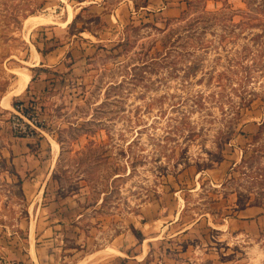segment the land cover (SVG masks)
<instances>
[{"label":"rangeland","instance_id":"obj_1","mask_svg":"<svg viewBox=\"0 0 264 264\" xmlns=\"http://www.w3.org/2000/svg\"><path fill=\"white\" fill-rule=\"evenodd\" d=\"M205 1L0 0V264H264V0Z\"/></svg>","mask_w":264,"mask_h":264},{"label":"built area","instance_id":"obj_2","mask_svg":"<svg viewBox=\"0 0 264 264\" xmlns=\"http://www.w3.org/2000/svg\"><path fill=\"white\" fill-rule=\"evenodd\" d=\"M10 128L15 136L34 139L41 133V124L36 113H29L23 102L13 106Z\"/></svg>","mask_w":264,"mask_h":264},{"label":"bare ground","instance_id":"obj_3","mask_svg":"<svg viewBox=\"0 0 264 264\" xmlns=\"http://www.w3.org/2000/svg\"><path fill=\"white\" fill-rule=\"evenodd\" d=\"M72 20V15L69 14L67 20L65 21V23L63 25H67L70 23V21ZM49 20L48 19H45V18H42V17H34V16H30L28 18H26L24 20V24L26 27H29L30 28H33V27H36V26H39V25H43L45 23H48ZM33 53H35V58H33V61L32 62H29V61H26L24 64H26L27 66H36L37 64V61H38V54L37 52H35V50L33 49ZM31 56H32V53H31ZM32 58V57H31ZM32 60V59H31ZM18 71V69H17ZM21 72L18 73L19 75V84H18V87L16 88V90L14 92H11V94H19L21 92H23L28 84V82H30V75L27 74V73H23L22 70H20ZM27 72V71H26ZM8 98L7 97H4L2 99V104L5 105L6 108H9V105H8V102H7ZM4 107V106H3Z\"/></svg>","mask_w":264,"mask_h":264},{"label":"crops","instance_id":"obj_4","mask_svg":"<svg viewBox=\"0 0 264 264\" xmlns=\"http://www.w3.org/2000/svg\"><path fill=\"white\" fill-rule=\"evenodd\" d=\"M159 1H160V3L156 2V5L161 4L162 6L160 7V9L164 13H166V15H172V16H175L176 13L179 12L183 8L184 3H185L184 2L185 0H159ZM227 1H230V0H227ZM205 2H206L205 8L209 9V7H210V8H214L215 9V8H217L219 6L220 0H206ZM148 7H151V5H148ZM147 10H149V8H147ZM38 59H39V62H40L41 59L40 58H38ZM46 60L49 61V63H50V61H52V65L53 66L59 64V57L56 56V55L55 56L54 55L51 56V53L46 55ZM37 65H38V63L36 64V66ZM31 67H33V66H31ZM28 84H29V82H28ZM28 84H27V86H28ZM39 188H42V187L39 186L38 189Z\"/></svg>","mask_w":264,"mask_h":264},{"label":"trees","instance_id":"obj_5","mask_svg":"<svg viewBox=\"0 0 264 264\" xmlns=\"http://www.w3.org/2000/svg\"><path fill=\"white\" fill-rule=\"evenodd\" d=\"M246 76H244V78H245ZM19 102H15L12 106H16V104H18Z\"/></svg>","mask_w":264,"mask_h":264}]
</instances>
